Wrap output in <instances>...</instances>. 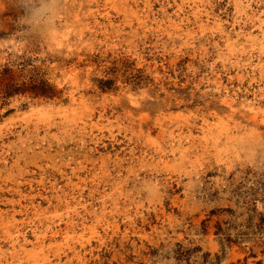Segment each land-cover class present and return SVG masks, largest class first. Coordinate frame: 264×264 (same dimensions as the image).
<instances>
[{"label":"rangeland","instance_id":"rangeland-1","mask_svg":"<svg viewBox=\"0 0 264 264\" xmlns=\"http://www.w3.org/2000/svg\"><path fill=\"white\" fill-rule=\"evenodd\" d=\"M0 77V264H264V0H0Z\"/></svg>","mask_w":264,"mask_h":264},{"label":"trees","instance_id":"trees-1","mask_svg":"<svg viewBox=\"0 0 264 264\" xmlns=\"http://www.w3.org/2000/svg\"><path fill=\"white\" fill-rule=\"evenodd\" d=\"M7 70H4V74ZM27 91H36L35 87H27L22 85H17L16 83L6 82L4 83V78L0 77V100L11 97L17 94H24Z\"/></svg>","mask_w":264,"mask_h":264}]
</instances>
